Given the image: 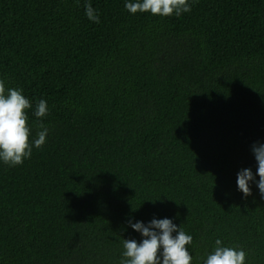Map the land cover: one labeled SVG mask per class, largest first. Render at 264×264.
<instances>
[{"label":"trees","instance_id":"obj_1","mask_svg":"<svg viewBox=\"0 0 264 264\" xmlns=\"http://www.w3.org/2000/svg\"><path fill=\"white\" fill-rule=\"evenodd\" d=\"M189 3L162 17L0 0V80L30 102L29 142L48 128L28 159L0 163V264H118L121 239H140L126 217L153 216L192 236L191 264L217 238L264 264V201L235 187L264 142V0Z\"/></svg>","mask_w":264,"mask_h":264},{"label":"clouds","instance_id":"obj_2","mask_svg":"<svg viewBox=\"0 0 264 264\" xmlns=\"http://www.w3.org/2000/svg\"><path fill=\"white\" fill-rule=\"evenodd\" d=\"M124 9L130 15L147 12L162 17H179L181 13L190 12L191 6L189 0H124ZM84 14L92 23H99V13L90 4H85ZM30 107L21 89L5 88L0 80V163L9 167L21 164L30 157L33 147L39 148L46 141L48 128L40 125L35 138L29 142L26 110ZM47 113V102L38 100L32 115L41 118ZM250 152L256 164L255 175L250 168L240 169L235 175V187L243 198L251 195V186L255 185L264 201V142H253ZM125 224L138 233L140 239L139 242L135 238L121 239L118 264H191L192 255L186 245L192 243V236L170 218L153 216L148 221L136 219L133 222L132 217H126ZM245 256L242 248L225 245L217 238L211 250L201 258V264H245Z\"/></svg>","mask_w":264,"mask_h":264}]
</instances>
